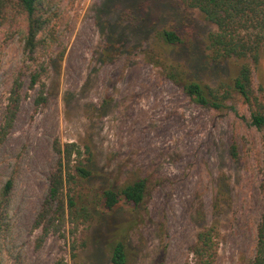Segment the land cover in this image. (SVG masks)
<instances>
[{
    "label": "rangeland",
    "instance_id": "obj_1",
    "mask_svg": "<svg viewBox=\"0 0 264 264\" xmlns=\"http://www.w3.org/2000/svg\"><path fill=\"white\" fill-rule=\"evenodd\" d=\"M53 1L60 45L41 49V66L32 67L41 72L44 104H35L42 83L30 86L32 68L26 66L14 28L0 30V123L14 80L22 81L13 128L0 146V188L7 178L15 179L7 230L0 238L4 264H53L60 258L64 264H110L95 238L113 233L119 223L124 228L131 218L122 205L109 213L107 226L106 216L93 210L96 218L89 225L75 231L66 221L41 240L33 224L58 158L55 140L82 148L91 143L94 166L109 172L114 183L148 179L146 209L136 211L139 221L128 231L130 246L138 252L132 264H150L163 249V264H194L191 245L197 230L213 218L220 174L227 179L229 200L216 215L213 264H249L264 215V131L249 124V108L240 97L220 111L202 107L134 48L152 29L176 27L183 45L171 56L184 59L196 78L215 85L235 73L234 62L205 65L191 45L202 46L215 26L181 0ZM112 30L121 35V44L101 62L99 53ZM194 52L197 57L189 61ZM252 80L257 95L264 96V43ZM104 99L108 104L101 110ZM103 183L97 177L88 187L95 191ZM201 211L205 219L197 216Z\"/></svg>",
    "mask_w": 264,
    "mask_h": 264
},
{
    "label": "trees",
    "instance_id": "obj_2",
    "mask_svg": "<svg viewBox=\"0 0 264 264\" xmlns=\"http://www.w3.org/2000/svg\"><path fill=\"white\" fill-rule=\"evenodd\" d=\"M181 1L188 8L199 11L207 22L215 26V30L207 33L202 46H197L194 42L191 44L195 51L201 52L202 63L206 65L221 61L234 62L235 73L230 78L219 80L215 85L204 83L194 76L184 59H174L170 53L174 48L183 45V39L176 27L154 28L152 35L146 33V39L136 41L133 47L138 49L148 62L160 67L167 78L180 85L183 92L202 107L220 111L227 108L228 102L235 96L240 97L249 108V124L264 131V96L257 95L252 80L253 68L260 61L264 43V0ZM56 13L53 0H0V30L6 26L11 30L14 28L27 67L32 68L39 64L37 56L41 49L60 45L55 30ZM134 21L137 24L139 19L135 16ZM118 37L122 38L112 30L111 36L99 53L101 62L110 60L118 50L116 45L119 46L121 43L118 42L122 41ZM62 54V51L59 52V59ZM191 55L192 58H187L189 61L197 57L196 52ZM29 70L30 86L42 83L40 69ZM21 86L22 81L15 79L0 123V146L13 128L21 101ZM40 87V94L35 99L37 105L45 103L42 94L43 83ZM107 104L108 101L104 99V102H101V110ZM53 148L58 158L48 177L47 190L33 224L40 228L41 240L66 221L74 226L75 231L82 225H89L96 218L93 210L106 216V225L110 226L112 222L108 220L109 213L125 205L131 215L129 220L123 222L125 227L119 229V223L113 233H98L95 240L104 245L110 264H132L138 252L130 246L128 231L136 227L139 221L136 211L144 206L145 199L150 194L148 179L135 176L114 183L115 181L110 180L109 172L94 166L92 144L89 142H84L82 148L73 141L61 146L55 140ZM235 149L234 145L230 148L233 157H236ZM97 177L103 178L105 183L100 189L93 191L88 187V183ZM14 184L15 179L11 176L0 188V238L7 230L5 219ZM228 200L227 179L220 174L211 205L213 218L197 230L191 245L194 264H213L219 236L216 215L220 214ZM144 209L146 208L143 207ZM197 216L199 219H205L202 211L198 212ZM164 252L165 249L150 264H163ZM63 260L57 259L53 264H64ZM0 264H4L1 249ZM249 264H264V215L256 226L254 253Z\"/></svg>",
    "mask_w": 264,
    "mask_h": 264
}]
</instances>
